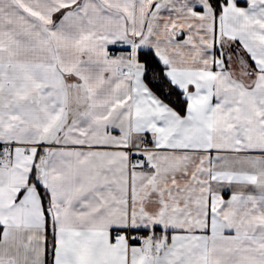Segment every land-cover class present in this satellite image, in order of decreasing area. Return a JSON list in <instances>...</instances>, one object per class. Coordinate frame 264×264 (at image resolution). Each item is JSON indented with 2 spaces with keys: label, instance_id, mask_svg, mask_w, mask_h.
I'll list each match as a JSON object with an SVG mask.
<instances>
[{
  "label": "snow or ice",
  "instance_id": "obj_1",
  "mask_svg": "<svg viewBox=\"0 0 264 264\" xmlns=\"http://www.w3.org/2000/svg\"><path fill=\"white\" fill-rule=\"evenodd\" d=\"M0 264H264V0H0Z\"/></svg>",
  "mask_w": 264,
  "mask_h": 264
}]
</instances>
